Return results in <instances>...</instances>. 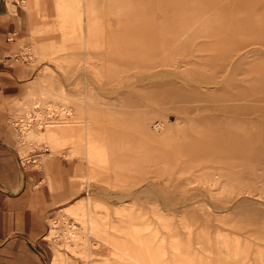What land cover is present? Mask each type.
Instances as JSON below:
<instances>
[{
    "label": "rangeland",
    "instance_id": "rangeland-1",
    "mask_svg": "<svg viewBox=\"0 0 264 264\" xmlns=\"http://www.w3.org/2000/svg\"><path fill=\"white\" fill-rule=\"evenodd\" d=\"M26 10L42 23L31 38L10 30L8 43H31L34 58L0 57V156L19 179L13 192L46 194L44 235L64 206L82 233L88 218L111 227L110 246L91 257L49 236L56 262L264 264V0H30ZM36 70V120L54 146L76 134L68 151L80 148L79 158L35 136L19 138L31 152L21 164L9 104ZM48 103L59 107L51 119ZM53 156L51 174L74 176L75 192L46 189L44 159ZM86 197L90 210L78 203Z\"/></svg>",
    "mask_w": 264,
    "mask_h": 264
},
{
    "label": "crops",
    "instance_id": "crops-1",
    "mask_svg": "<svg viewBox=\"0 0 264 264\" xmlns=\"http://www.w3.org/2000/svg\"><path fill=\"white\" fill-rule=\"evenodd\" d=\"M46 3L47 2H44L45 7ZM53 12L54 11L52 10L50 14ZM14 17L17 22L16 24L14 22ZM34 18L35 19L31 21L29 12L23 9L20 5H17L14 0H0V57L4 52L9 53V55L19 53L18 56L21 60L24 63L27 62V59H23L22 53L25 49L30 47L31 43L23 45L17 40H13L11 43H8L10 40L8 39V32L12 30L14 32L13 36H15L18 32H22L25 29L26 32L28 31L31 38L30 30L32 28V23L33 26L40 25L42 23L38 12H36ZM2 25L4 29H2ZM21 26L24 29H22ZM22 61H20V63H22ZM22 70L23 69L20 67V71ZM22 73L23 72L20 74ZM36 73L37 70L33 73L32 77ZM32 77L27 80L25 93L21 97L15 98L9 104L10 118L8 130L15 138L16 151L21 164L24 165H26L28 161L27 154H31V152H29L27 147H22L19 141V132L13 122L20 121L25 114L26 107L33 101V96H35L33 94V80L31 81L32 91L30 93L29 100H22L27 94L28 82L32 79ZM35 77H39V75L36 74ZM35 77L33 79H35ZM36 86L38 85H35V87ZM16 106L21 108L22 112L19 114L20 116L17 115L18 117H15L14 119V110ZM36 142L39 143V141ZM42 144L43 143H41V145ZM0 153L4 154L5 152H2V149L0 148ZM5 158L6 157L0 156V264H48L45 257L46 254L43 252L45 251V247L43 246L40 238L44 235L43 233L46 230V226L43 223V217L45 213L48 212L50 200L46 194H41L40 192L36 194L26 192L14 193L13 190L20 185V182L18 178H14L12 176L13 173L6 172L5 162L7 160L5 161ZM53 158H55V156L44 159L43 169L46 171L44 185L46 186V189L49 193H54L61 192L68 186L72 191L74 190L73 192H75L77 187L74 184V176H71L72 179L70 182H66L65 179L60 180L51 174L50 168ZM66 162L71 163L74 161ZM71 196L72 195L65 198L63 201L65 202L70 199ZM49 218L44 240L50 245V264H53L56 260V257H54L53 254L56 247L53 246L55 242H51L52 240L47 238L49 231Z\"/></svg>",
    "mask_w": 264,
    "mask_h": 264
},
{
    "label": "bare ground",
    "instance_id": "bare-ground-1",
    "mask_svg": "<svg viewBox=\"0 0 264 264\" xmlns=\"http://www.w3.org/2000/svg\"><path fill=\"white\" fill-rule=\"evenodd\" d=\"M14 1L16 4L25 5L24 7L25 10L28 8V4L30 2V0H14ZM22 56H23V59H28V58L31 59V58H34L35 55H34L33 49L28 48L23 51ZM41 83H42L41 77H35V79H33L34 86L39 85ZM43 103H44L43 98H40L38 100L33 96V101L30 103L29 106L26 107L24 116L20 119V121H14V123H17V122L22 123V128L20 129L22 130L23 133L21 132L22 134H19V138L22 139L23 141H26L28 137L36 136L41 141V142L39 141L40 146H41V143H44L43 148L48 149V151H51L53 153L54 152L60 153L66 159L72 160L73 158H79V156L81 155V151H82L80 148L78 149L75 148L72 153H69L68 151V149L75 147V142L78 139L76 137L77 136L76 134H73L72 136H68V138H66V140H64L63 142H59V146H54L53 140L50 137L51 133L48 134V131L50 132V129L47 130L43 128V122L36 120L37 117L42 113L41 106L43 105ZM71 105L69 104L63 105L62 110H63V113L66 114L68 117L75 118L77 116L76 114L77 110L74 106H71ZM47 106H48L47 111L49 115L47 117L51 119L57 113V109L59 107L56 105H52L50 103H48ZM45 120H48V119L45 118ZM158 127H160V123H156L155 128L157 129ZM33 150H34V147H33ZM47 153H50V152H47ZM85 195H88V194H85ZM78 203H79V206L85 210L91 209L92 202L87 197L81 198ZM70 212H71L70 209L64 206L63 208L60 209V217H58L57 219H49V231L47 234V238L54 234L56 235V237L63 236L64 242H65L64 245H66L67 247H69V244L71 242L75 243L77 249H78V246L79 247L86 246L88 257H91L95 253V251L101 247L102 244H105L108 247L110 246L111 236L108 233L110 232V228H111L110 225H108L107 223L102 224L101 223L102 221L100 222V220H98L97 218H88L83 221L86 229H85V233H82L81 231L78 230V224L71 221L70 214H69ZM99 233L103 234L104 237L101 236ZM91 236L92 237L95 236L97 238V241L91 240ZM53 264H57L56 260L53 262ZM66 264H74V263H71V261L67 259Z\"/></svg>",
    "mask_w": 264,
    "mask_h": 264
}]
</instances>
